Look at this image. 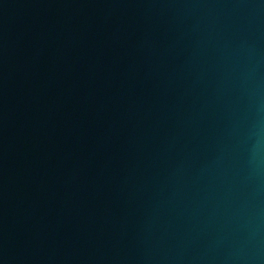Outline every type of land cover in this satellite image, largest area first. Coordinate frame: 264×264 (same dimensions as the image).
Instances as JSON below:
<instances>
[{
    "label": "water",
    "instance_id": "water-1",
    "mask_svg": "<svg viewBox=\"0 0 264 264\" xmlns=\"http://www.w3.org/2000/svg\"><path fill=\"white\" fill-rule=\"evenodd\" d=\"M0 264H264V0H0Z\"/></svg>",
    "mask_w": 264,
    "mask_h": 264
}]
</instances>
